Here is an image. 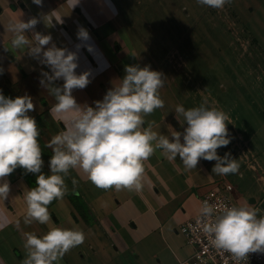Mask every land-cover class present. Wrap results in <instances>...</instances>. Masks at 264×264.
<instances>
[{
    "label": "crops",
    "instance_id": "obj_1",
    "mask_svg": "<svg viewBox=\"0 0 264 264\" xmlns=\"http://www.w3.org/2000/svg\"><path fill=\"white\" fill-rule=\"evenodd\" d=\"M133 2L80 0L71 7L69 0H44L42 6L32 0H0V67L4 69L0 74V89L12 98L25 94L32 97L35 108L31 115L36 117L40 130L38 140L45 174H50L48 161L53 154L49 142L65 130L68 120L51 111L56 100L40 83L41 69H49L28 54L30 47L38 43L35 33L51 34L52 40L45 49L55 44L78 52L76 71L90 70L91 82L83 89H73L72 94L78 103L94 106V101L103 99L109 88L120 83L126 65L160 68L148 50L139 53L137 49L131 34L135 28V19L131 15ZM53 10L63 15V23L53 20V24L48 25L43 20ZM34 16L41 20L35 29L25 32L31 44L23 49L13 48L10 24L20 19L26 22ZM80 26L89 31V41L82 42L77 38ZM82 43L91 44L92 50L83 46L77 49L76 45ZM175 108L164 101L162 108L144 116V126L156 128L158 125L156 130L167 134V126L172 125L183 132L186 124ZM260 132L261 135L256 137L260 151L256 152L254 160L264 173V127ZM215 163V160L200 159L197 168L188 170L179 156L169 161L157 149L144 162L143 188L139 192L127 188L117 190L114 186L100 188L82 169H70V174L65 177L67 190L64 197L48 205L52 217L48 224L24 223L25 195L30 188L36 187L38 174L26 173L17 167L6 177L10 183L8 196L0 198V264H22L27 255L24 233L42 236L51 227H78L85 233L84 242L70 249L56 264H188L192 249L178 231L179 227L199 213L202 194L219 182L231 185L230 173L218 175L212 172ZM257 175L260 176L259 171ZM262 178L260 183L252 173H241V180L252 179L257 183L264 200ZM231 197L239 205H251L261 200L254 193L247 197L237 196L234 189Z\"/></svg>",
    "mask_w": 264,
    "mask_h": 264
},
{
    "label": "clouds",
    "instance_id": "obj_2",
    "mask_svg": "<svg viewBox=\"0 0 264 264\" xmlns=\"http://www.w3.org/2000/svg\"><path fill=\"white\" fill-rule=\"evenodd\" d=\"M79 2L69 0L71 7ZM228 2L198 0L212 8H223ZM32 3L42 6L44 0H32ZM62 17L58 10H53L43 20L52 25L53 20L63 23ZM40 20L41 17L34 16L26 22L20 19L10 24L11 46L23 49L30 45L25 32L35 29ZM77 38L87 42L90 33L80 26ZM35 40L38 43L30 47L28 54L49 69H41L40 83L56 100L51 111L66 117L68 124L49 142L53 154L48 161L50 174H45L38 140L40 130L36 117L31 115L35 108L32 97L25 94L12 98L0 89V198L8 196L10 183L6 177L17 167L26 173L38 174L36 187L30 188L25 195V224L33 221L48 224L52 220L48 205L64 197L65 177L70 169H82L97 187L114 186L117 190L127 188L137 192L143 188L144 162L157 149L169 161L179 156L188 170L197 168L198 161L204 159L216 161L212 172L218 175L238 172L240 164L230 152L223 156L217 152L233 139L227 127L230 117L223 109L205 104L186 109L178 104L175 112L183 116L186 124L183 132L172 125L167 126V134L156 130L158 125L145 127L144 116L164 106L159 93L164 77L150 65L141 67L138 64L126 65L120 83L109 88L103 99L94 101V106L82 105L72 94L73 89L85 88L91 82V73L90 70L77 73L78 52L55 44L45 49L52 40L51 34L42 35L37 31ZM82 46L92 50L88 43L77 44L76 48ZM3 71L0 67V74ZM61 80L63 83H58ZM260 211L248 203L230 206L205 200L199 207L196 227L208 237L211 246L231 253L240 264L247 260L249 253H264V215H258ZM84 240L85 233L78 227H51L42 236L24 233L27 255L22 264H56Z\"/></svg>",
    "mask_w": 264,
    "mask_h": 264
},
{
    "label": "rangeland",
    "instance_id": "obj_3",
    "mask_svg": "<svg viewBox=\"0 0 264 264\" xmlns=\"http://www.w3.org/2000/svg\"><path fill=\"white\" fill-rule=\"evenodd\" d=\"M133 1L131 34L139 53L148 50L160 67L161 98L169 107L223 109L233 139L217 152H230L240 164L229 182L237 196L254 193L263 199L257 183L241 180V173L263 182L254 159L264 127V0H229L223 8L198 0Z\"/></svg>",
    "mask_w": 264,
    "mask_h": 264
},
{
    "label": "built area",
    "instance_id": "obj_4",
    "mask_svg": "<svg viewBox=\"0 0 264 264\" xmlns=\"http://www.w3.org/2000/svg\"><path fill=\"white\" fill-rule=\"evenodd\" d=\"M232 191V186L229 183L223 182L202 194L199 199V205L205 200L216 205H239L232 199ZM251 206L261 210L258 215H264V200L255 201ZM198 216L199 213L185 221L178 229L184 236L186 244L192 249V255L188 260V264H237L231 253L211 246L208 237L200 228L196 227ZM240 264H264V253H249L247 260L241 261Z\"/></svg>",
    "mask_w": 264,
    "mask_h": 264
}]
</instances>
